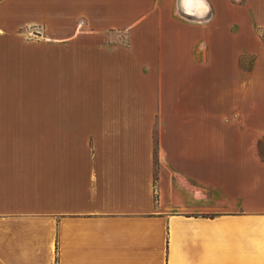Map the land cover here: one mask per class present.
Masks as SVG:
<instances>
[{
    "label": "crops",
    "instance_id": "crops-1",
    "mask_svg": "<svg viewBox=\"0 0 264 264\" xmlns=\"http://www.w3.org/2000/svg\"><path fill=\"white\" fill-rule=\"evenodd\" d=\"M185 1L0 0V264H264V0Z\"/></svg>",
    "mask_w": 264,
    "mask_h": 264
},
{
    "label": "bare ground",
    "instance_id": "bare-ground-1",
    "mask_svg": "<svg viewBox=\"0 0 264 264\" xmlns=\"http://www.w3.org/2000/svg\"><path fill=\"white\" fill-rule=\"evenodd\" d=\"M202 3H201V1H199V0H186L185 1V5H186V9H188V10H191V9H193L195 6H197L198 8H199V6L201 5ZM184 5V6H185ZM195 5V6H194ZM194 6V7H193ZM193 7V8H192ZM196 7V9L197 10H199L200 11V9H198ZM195 10V9H194ZM192 11V10H191ZM205 11V10H204Z\"/></svg>",
    "mask_w": 264,
    "mask_h": 264
}]
</instances>
